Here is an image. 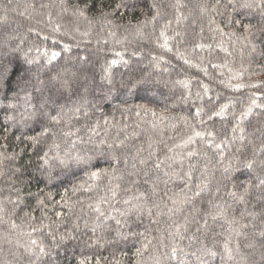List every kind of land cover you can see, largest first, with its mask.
I'll return each mask as SVG.
<instances>
[{"label": "snow or ice", "instance_id": "6c2138e0", "mask_svg": "<svg viewBox=\"0 0 264 264\" xmlns=\"http://www.w3.org/2000/svg\"><path fill=\"white\" fill-rule=\"evenodd\" d=\"M0 28L8 254L75 253L71 233L53 238L88 209L70 264H264V0H7ZM77 66H99L112 112L86 97L38 112L49 85L89 79ZM85 139L90 167L49 187Z\"/></svg>", "mask_w": 264, "mask_h": 264}, {"label": "clouds", "instance_id": "9594fccd", "mask_svg": "<svg viewBox=\"0 0 264 264\" xmlns=\"http://www.w3.org/2000/svg\"><path fill=\"white\" fill-rule=\"evenodd\" d=\"M99 33L94 32L93 39L96 38V36ZM90 51L95 52L94 45L90 49ZM78 72L86 73L89 76L88 80H84L82 75H78L75 79H73L71 83V92L65 91L64 89L60 88L59 85H49L47 89L43 91L42 94V102L43 104L47 105V108H44L43 106L36 109L38 112L42 114L43 111L50 110L51 107L54 106V101L59 99V102L62 104H67L71 106L73 103H76L80 100L81 97H86L89 100L94 101L97 104H100L102 109L104 108L105 104H108V101H105L103 99L102 95H98L99 89L97 88V82L94 81L90 74V69L88 66H85L84 69H80L79 66H77ZM47 79V77H45ZM34 83V82H33ZM25 87L27 88L28 92L31 94H34L36 96H41L40 92H35L34 88L30 84H26ZM2 95V94H0ZM22 104L23 101H20ZM22 110V109H21ZM102 112H97L95 115L99 116ZM38 119H43V116L40 115ZM34 122H30L27 126L21 127V132H27L29 128L32 127V124ZM67 145H62V153L64 148H66ZM80 148V155H81V161L82 162H76L74 159L75 153H71L69 156L66 157V163L64 165L57 164L54 167L51 181L49 182V187H52V185H56L59 187L61 182H67L69 180L76 179L79 175H82V170L86 167H90V164L87 160V157L89 155L93 154V148L92 145L88 143V141L85 139V141L79 145ZM95 161L93 160L92 163ZM43 170L39 172H35L36 176L41 177L42 179L47 177V173L41 174ZM8 177H2L0 178V189H7V187H10V185L6 184V180ZM27 183V181H25ZM24 185L21 184L20 187H23ZM34 187V186H32ZM32 189V188H31ZM53 191H55V188H53ZM3 193H0V196H2ZM27 211V209H25ZM76 212H80V208L77 207ZM91 213L88 209H84V214L79 217V229L76 231H73V225L70 222H66L65 225H62L59 229V232L57 236L53 238L54 241H59L60 235H64L66 233H71V236H66L65 242L68 239H72L73 246L79 244L81 248L84 247V245L87 244V240L89 238L88 236V230L85 228V221L91 219ZM75 219V218H72ZM7 229L6 225L0 224V236L6 235ZM15 235V234H13ZM8 244L5 240L0 239V248L3 249L4 254L0 255V264H6V261H15V264H28V259L26 257L21 256L19 259L16 257L11 256L8 254ZM57 253H59V257H64L65 253H69V255L66 257L68 264H70L71 260V254H74L72 251H65V248L62 246L61 243L53 242L49 246V252L46 257L43 258V260L47 261L50 260L51 264H64L63 258H57Z\"/></svg>", "mask_w": 264, "mask_h": 264}, {"label": "trees", "instance_id": "16d2710c", "mask_svg": "<svg viewBox=\"0 0 264 264\" xmlns=\"http://www.w3.org/2000/svg\"><path fill=\"white\" fill-rule=\"evenodd\" d=\"M105 3H108V0H105ZM0 4H3V5H6L7 6V0H0ZM10 15L11 16H15V14H13V13H10ZM138 15V14H137ZM19 19V18H18ZM118 20H119V18H117ZM121 22H123V23H127V18H125L123 21H121ZM11 27H15V24H11ZM10 30V29H9ZM3 31H4V29L3 28H0V33H3ZM76 50L74 49V52H75ZM99 72H100V69H99V66H97L96 68H94V69H90V74L93 76H95L96 77V79L98 80L99 79ZM192 74L193 75H199L198 73H196L195 72V70H192ZM4 89H0V94H2V95H0V100H2V97H3V93H4ZM9 95H11V93H9ZM242 95V94H241ZM137 102H139L138 100H137ZM104 111L106 112V113H111L112 112V106L111 105H109V104H105L104 105ZM3 116H4V111H3V109H0V122H2V120H3ZM116 119L117 120H120L121 119V117L119 116V114H117V116H116ZM136 120V117L134 116V115H130L129 117H127V122L128 123H133L134 121ZM113 131H115L114 129H113ZM43 185H41V187H42ZM32 191H36L37 189H36V187L34 186V187H32V189H31ZM38 214V213H37ZM121 247H123V245H121ZM86 252L87 251V249L86 248H81V247H79V248H77L76 249V251H75V253L74 254H71V257H78L80 254H81V252ZM101 254L102 255H107L108 254V252H107V250H101ZM69 255V253H65L64 254V257H59V258H63L64 259V264H68V261H67V259H66V257Z\"/></svg>", "mask_w": 264, "mask_h": 264}]
</instances>
